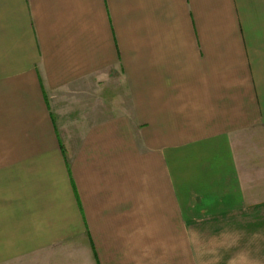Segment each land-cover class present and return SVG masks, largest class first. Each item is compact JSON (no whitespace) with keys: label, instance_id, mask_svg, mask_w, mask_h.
I'll return each instance as SVG.
<instances>
[{"label":"crops","instance_id":"1","mask_svg":"<svg viewBox=\"0 0 264 264\" xmlns=\"http://www.w3.org/2000/svg\"><path fill=\"white\" fill-rule=\"evenodd\" d=\"M261 187L264 0H0V264H264Z\"/></svg>","mask_w":264,"mask_h":264},{"label":"rangeland","instance_id":"2","mask_svg":"<svg viewBox=\"0 0 264 264\" xmlns=\"http://www.w3.org/2000/svg\"><path fill=\"white\" fill-rule=\"evenodd\" d=\"M116 85V89H115V91L117 92L116 94L118 95V96H120L121 95V97H118L116 100H115V102H116V104L118 105V106H120L121 108H119L118 106H117V109H116V111L117 112H121V111H124V109H126V110H128V111H131V107H129L130 105H131V103H130V101H129V99H127V98H124V92H125V88H124V85H123V83L121 82V84H115ZM124 101V102H123ZM121 102V103H120ZM245 137H246V135H245ZM251 151V150H250ZM237 153H238V150H237ZM238 156L240 157V155H239V153H238ZM241 158H242V156H241ZM257 160H259V161H262V159L259 157ZM262 188V187H261ZM264 190H263V188H262V191L261 192H263Z\"/></svg>","mask_w":264,"mask_h":264}]
</instances>
